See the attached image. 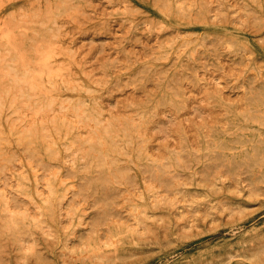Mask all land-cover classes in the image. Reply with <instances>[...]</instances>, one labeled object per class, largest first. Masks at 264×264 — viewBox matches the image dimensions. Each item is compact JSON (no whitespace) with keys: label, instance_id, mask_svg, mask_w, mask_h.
I'll list each match as a JSON object with an SVG mask.
<instances>
[{"label":"rangeland","instance_id":"rangeland-1","mask_svg":"<svg viewBox=\"0 0 264 264\" xmlns=\"http://www.w3.org/2000/svg\"><path fill=\"white\" fill-rule=\"evenodd\" d=\"M0 264H264V0H0Z\"/></svg>","mask_w":264,"mask_h":264}]
</instances>
